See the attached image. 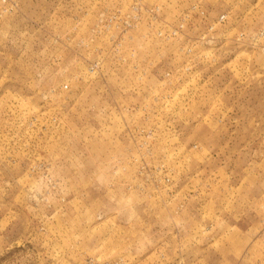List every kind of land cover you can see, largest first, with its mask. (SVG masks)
<instances>
[{"label": "rangeland", "instance_id": "1", "mask_svg": "<svg viewBox=\"0 0 264 264\" xmlns=\"http://www.w3.org/2000/svg\"><path fill=\"white\" fill-rule=\"evenodd\" d=\"M0 264H264V0H0Z\"/></svg>", "mask_w": 264, "mask_h": 264}]
</instances>
